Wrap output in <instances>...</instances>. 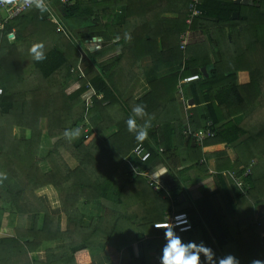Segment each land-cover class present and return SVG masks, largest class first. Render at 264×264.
<instances>
[{
  "label": "trees",
  "instance_id": "16d2710c",
  "mask_svg": "<svg viewBox=\"0 0 264 264\" xmlns=\"http://www.w3.org/2000/svg\"><path fill=\"white\" fill-rule=\"evenodd\" d=\"M235 1L200 0V15L193 18L191 25L186 20L193 0H94L83 6L76 1L64 10L65 15L96 18L93 24L97 26L91 25L90 31L104 45L93 44L90 36L89 49L94 52L81 50L72 38L57 33L56 25L37 7L0 31V173L7 175L0 182V231L16 223L13 235L0 234V264H96L94 255L111 246L109 239L119 240L126 235L130 238L124 221L114 216L109 220L105 207H116L114 214L124 208L126 182L120 181L119 170L138 145L151 152L146 167L173 149L179 152L186 146L185 141L186 150L192 154L189 159L212 157L203 154L200 147H192L180 120L166 119L177 109L174 91L179 78L184 80L194 74H199V79L191 83L193 97L200 106L198 112H204L201 117L197 113L190 117L194 131L198 132L202 118L204 122L212 121L216 135L206 141L205 147L227 144L238 156L232 164L227 155H220L217 177L221 186L217 192L206 194L201 204L212 205L210 199L216 197L233 219L240 238L235 246L241 255L235 257L239 264L264 262V219L257 221L255 216L256 209L264 206V0H242L241 4ZM235 12L239 13L236 20L232 17ZM170 13L179 18H163ZM186 32L192 33L188 36L191 40L212 36L209 44L215 50L214 62L208 44L201 40L189 44L187 40L186 50L182 51L181 36ZM119 36L125 38L109 44ZM35 43L44 44V61H36L30 52ZM117 51L120 54L116 58L99 63ZM186 56L184 71L173 78L174 88L171 80L157 81L153 85L156 96L150 93L131 104L122 101L142 74V60L150 58L156 65H163L183 61ZM93 66H97L98 73ZM203 67L208 69V78L201 73ZM239 72L249 73L248 84L238 85ZM165 84L172 86L171 90ZM88 85L104 97L95 98L94 107L87 112L83 96L89 91ZM137 105L145 106L146 115L142 118L132 111ZM129 117H134L138 126L144 125L147 117L153 120L148 139L138 142L135 133L128 131ZM81 125L88 131L81 130ZM114 126L119 133L102 140L104 131ZM162 128L165 150L159 133ZM14 129L29 132V139L15 140ZM66 130H79V135L70 138L65 136ZM177 134L178 145L171 141ZM45 140L56 141V146L42 159ZM253 162L252 175L245 179L247 194L236 190L233 195L222 172L242 166V174ZM50 188L56 191L64 210L61 216H52L38 194L41 191L48 196ZM95 207L103 213L92 212ZM86 215L94 217L90 227L83 225ZM223 219L218 225L226 232ZM154 221H161L156 227L164 226L161 216ZM156 229L154 238L164 233L166 226ZM209 229L217 232L213 226ZM183 235L186 233L180 236ZM96 237L100 241L93 246ZM145 238L136 232L131 242L120 240L117 249L127 245L133 252L128 245L137 241L140 258L132 264H152L158 255L157 243ZM43 251L47 253L46 262L32 259L33 253Z\"/></svg>",
  "mask_w": 264,
  "mask_h": 264
},
{
  "label": "crops",
  "instance_id": "0c3cea01",
  "mask_svg": "<svg viewBox=\"0 0 264 264\" xmlns=\"http://www.w3.org/2000/svg\"><path fill=\"white\" fill-rule=\"evenodd\" d=\"M79 2V6L87 5L94 0H75V4ZM97 2H101V0H97ZM201 5V3H200ZM103 14V13H102ZM63 20L65 23V27L69 33V36L64 35L65 37L72 38V33L69 31L70 29L73 30L66 21L75 22L74 19L77 18H68L65 13H63ZM99 18V17H97ZM163 18L165 19H178V14L170 13L166 16L164 15ZM67 19V20H66ZM91 21V19H89ZM96 20L95 17L92 18L91 25H94V21ZM98 20V19H97ZM97 23V22H96ZM73 24V23H72ZM158 31V28H157ZM187 33V32H186ZM190 35V34H189ZM96 38V37H94ZM92 39L93 44L96 42L95 39ZM101 40V39H100ZM189 40V38H188ZM200 41V40H198ZM197 41V42H198ZM88 45H90L89 40L86 41ZM101 43V42H100ZM109 44H113L110 43ZM161 45V41H160ZM91 46V45H90ZM92 47V46H91ZM85 50H89V47H85ZM208 52L210 54L211 60L214 62L215 60V50L212 49L208 45ZM120 54V51L113 53L105 57L103 60L99 61V63H103L104 61H111L112 59L116 58ZM187 61V56L183 61L174 62V63H167L156 65L152 59L146 58L141 61V72L142 74L136 78L131 86L129 87L128 91L125 93L124 98L122 99L123 102L127 104L133 103L135 100L140 101L147 97L148 94L153 93V85L154 82H164L171 80L173 86V78L175 76H179L181 72L184 71L185 63ZM94 70L98 73L99 69L97 66H93ZM203 69H206V74H203ZM79 71L82 72V68L79 65ZM201 73L206 78L209 77L208 69L206 67L201 68ZM199 74H194V76H198ZM81 77L86 79V76L82 73ZM237 82L239 86L246 85L250 82V75L248 72H239L237 74ZM193 83V82H191ZM191 83H184L183 80L179 78V84L177 90L174 91V100L177 103V109H173L171 116H167L166 119L171 120L172 122H178L180 120V125L185 132V137L187 140L191 141L192 147H200L202 149V153L206 155H211L212 157L208 160L205 157H201L199 161L194 160L190 157L188 150H186L187 142L185 141V147H181L179 152H175L174 149L170 151L166 156L162 155L158 157L155 161L151 162L147 167L142 166L137 158L133 156L131 153L126 157L124 160V164L119 170V176L121 177L120 181L126 182V188L124 191L125 196V206L124 208L118 211V214H114L117 210L116 207L112 206L111 204L108 207H105V213H108L109 220H111L114 216L121 218L124 226L126 229L129 230V234L131 237L128 238L126 242H131L134 239V235L136 232L138 234H144L145 239L148 241L156 242V251L158 255L153 258L152 264H159V255L163 244L165 243L163 233H158L157 237H152V235L156 232V228H162L165 226L159 225L156 227L155 225L161 223V221H154L159 219L161 216L162 220L166 223L167 216L174 213V212H185L188 213L192 222L193 229L192 231L183 235L182 239L185 241H196L204 242L205 246L212 248L215 254L224 256V255H232L238 259V256L241 255L238 252V249L235 250V246L239 243L240 238L238 237V232L233 227L232 221L233 219L227 215L225 208L219 204L216 200V197H212L213 204H201L202 198L206 194H213L218 191L221 186V183L218 180L217 174L218 166L221 163L222 154L227 155V157L231 160L232 164L236 162L238 159L237 154L233 150L230 145L227 144H216V145H209L205 147L206 141L211 138H206L204 142H200L197 136L200 132H205L208 127V122H204L202 118V125L198 128V132L194 131L192 127V123H190V117L198 114L199 117L203 116V111L201 110L198 112L200 108L199 105H196L195 99L193 97V91L191 88ZM161 84V83H160ZM168 90H171L172 86L165 84L164 85ZM160 88V86H159ZM174 88V86H173ZM165 89L164 91H167ZM96 91V90H95ZM155 91V90H154ZM87 94V93H85ZM155 95V93H153ZM99 96H103V94H99ZM156 96V95H155ZM158 98H161L158 96ZM84 99V96H83ZM98 100L100 97L97 98ZM160 101H164L161 99ZM176 107V106H173ZM204 107V106H202ZM168 113V112H167ZM170 114V113H169ZM164 120V119H163ZM162 120V121H163ZM201 120V119H200ZM145 122L148 123L149 126L152 125L153 120H149L148 117L144 119ZM160 122V121H159ZM158 122V123H159ZM241 122V121H239ZM196 127V126H195ZM47 131H44L46 134ZM119 130L116 126L111 127L104 131L101 135L102 140L110 139L112 136L117 135ZM161 135V142L163 143L166 139L163 135L164 130L163 128L159 131ZM14 137V136H13ZM30 137V133H23L20 130V137L14 138L15 140H20L21 138H28ZM179 134L172 136L173 144H180ZM49 143L45 140L43 145L48 147ZM51 149L54 150L55 146L51 145ZM165 143L162 144V150L164 149ZM50 152V150H49ZM192 155V154H191ZM199 157V153H198ZM196 157V159L198 158ZM126 160L131 161L133 165L140 170H142L146 175H135L133 174L128 165L126 164ZM197 164V165H195ZM161 170H166L165 173L161 175ZM243 170L242 166H238V168L231 170V171H224L222 172V176L224 178L225 185L227 186L228 190L235 195L236 190H238L235 185L227 180L226 173L228 172H239ZM160 175V176H159ZM159 176L158 178H155ZM152 184H156L159 188L155 189L151 186ZM50 195L44 196V194L40 191L38 194L42 197V202L47 209V211L52 216H61L64 213V210L61 208L60 201L58 195L54 188H50ZM203 190V191H201ZM204 193V194H203ZM246 195L245 193H243ZM98 210V211H97ZM115 210V211H114ZM119 210V208H118ZM86 210H82V212ZM92 212H98L99 215L103 213V210L99 207H95L92 209ZM216 213V215H214ZM98 215V214H97ZM256 215L258 216V212L256 211ZM256 216V219H257ZM220 218H224L223 222L226 225V232L219 227V220ZM135 222L131 226L130 223ZM264 219V215L258 218V220ZM153 220V221H152ZM152 222H156L151 225ZM163 222V221H162ZM94 223V217L90 215L84 216L83 225L84 227H90ZM164 223V224H165ZM213 226L215 230L218 232L219 235H216L211 228ZM16 227V223H10L3 230H11L14 234V229ZM2 231V230H1ZM0 231V232H1ZM208 232V235L207 233ZM12 234V235H13ZM2 235V234H1ZM4 235V234H3ZM11 235V234H5ZM178 235H182L179 234ZM127 235L122 239H126ZM122 239H119L122 240ZM100 241L99 237L94 238V244H98ZM111 246L105 249V251L98 252L94 255V259L96 264H132L134 260L140 258V249L137 241L132 243L130 248L133 249V252L129 250L127 245L125 247H120L117 249L116 239H109ZM118 241V242H119ZM133 242V241H132ZM122 242H119V244ZM130 244V243H129ZM225 246L223 249L220 246ZM32 259L39 262H46L47 261V253L45 251L40 253H33L31 255ZM36 257V259H35ZM217 257V256H216Z\"/></svg>",
  "mask_w": 264,
  "mask_h": 264
},
{
  "label": "built area",
  "instance_id": "2783aa9c",
  "mask_svg": "<svg viewBox=\"0 0 264 264\" xmlns=\"http://www.w3.org/2000/svg\"><path fill=\"white\" fill-rule=\"evenodd\" d=\"M42 2L46 5L44 13H46L47 18L53 22L56 25V31L59 34H64L66 36H69V33L62 22V14L63 9L73 6L74 1L73 0H42ZM36 0H0V31H3L7 24L10 22L16 21L18 18L22 17L29 9L36 7ZM200 5V0H193V3L190 8V20L187 22L188 24H192L193 18L198 17L200 15V12L198 11L197 7ZM13 37H15V32H13ZM188 33H184L181 36V49L182 51L186 50L187 46V40H188ZM199 79V76H192L187 77L183 80L184 83H191ZM89 91L87 94L84 95L85 105L87 112L91 110L94 107V99L100 97V99H103L102 96H99V94L95 91V89L88 85ZM3 91L0 89V96L2 95ZM88 124V123H87ZM214 126V123L212 121L208 122V127L205 130V132H200V134L197 136L198 140L200 139V142H204L206 138H214L216 133L213 132L212 128ZM81 130L88 129L85 128V125L80 126ZM133 156L136 157L139 162L142 165H145L149 162L152 155L151 152L143 145H138L133 150ZM126 164L128 165L130 171L138 176L146 175L142 170L135 167L131 161L126 160ZM255 163L253 162L251 164L250 168L245 169V171L242 174H239V172H228L226 173V177L228 181H231L235 187L247 194V189L245 179L250 177L252 175V166H254ZM151 186L155 189L159 188L156 184H152ZM185 214L186 218L188 220V224L190 225V228L187 231H181L180 227L176 228L177 233L182 234L186 233L190 230H192V223L190 216L185 212H174L167 216V221L164 224L166 228L171 227L172 223H176V217L178 215ZM186 227V226H181Z\"/></svg>",
  "mask_w": 264,
  "mask_h": 264
},
{
  "label": "clouds",
  "instance_id": "9594fccd",
  "mask_svg": "<svg viewBox=\"0 0 264 264\" xmlns=\"http://www.w3.org/2000/svg\"><path fill=\"white\" fill-rule=\"evenodd\" d=\"M35 6L40 9L41 12L47 10L46 5L42 2V0H36ZM65 9H63V13ZM62 17L63 14L61 18ZM62 22L64 23L63 18ZM43 49V43H35L31 46L30 52L33 54V57L36 61H44L46 59ZM132 111L136 117L142 118L146 115L145 106L142 105H137L135 108H133ZM127 125L128 131L135 133V139L138 142H143L144 140L148 139L149 125L147 122H145V124L142 126H138L135 118L129 117V119L127 120ZM78 135L79 130H76L75 132H70L67 130L65 131V136H68L70 138ZM165 172L166 170H161V175ZM159 176L155 178H158ZM5 179H7V175L5 173H0V182ZM182 225L186 227H181ZM177 227H180L181 231H187L190 228L185 214L178 215L176 217V223H172L171 227L165 229V232L163 233L165 243L161 248L160 255L158 258L159 264H239V261L232 255H227L223 258L216 257L212 248L205 246L204 242L202 241L197 243L196 241L183 240L182 237L178 235L176 231ZM253 264H264V262L256 260L253 261Z\"/></svg>",
  "mask_w": 264,
  "mask_h": 264
},
{
  "label": "rangeland",
  "instance_id": "374dc122",
  "mask_svg": "<svg viewBox=\"0 0 264 264\" xmlns=\"http://www.w3.org/2000/svg\"><path fill=\"white\" fill-rule=\"evenodd\" d=\"M236 2V1H235ZM242 3V2H241ZM240 3V4H241ZM90 4H93V2H91ZM65 13V12H64ZM178 13V12H177ZM167 14H165V16H166ZM112 16V15H111ZM89 19H91V21H92V18H90V17H87V16H84V15H81V16H79L78 15V18H77V20L76 19H74L75 20V22H70V21H68L67 19V21H66V23L67 24H69L71 27H73V32H72V30L70 29L69 31L72 33V39L75 41V43H77L78 45H79V47H80V49L81 50H85V47H89V48H92L91 46H89L88 45V43L86 42V41H88V38L90 37V36H92L93 38L95 37V34L93 33V32H91L90 31V29H91V27H90V24H91V21L89 20ZM190 20V14L188 15V18H187V20H186V24L188 25V21ZM73 23V24H72ZM101 23H105V21L104 20H101ZM106 23H107V20H106ZM94 26H97V24H94ZM122 35H124V34H122ZM98 36V35H97ZM192 36V33L189 35V37H191ZM125 38V36H119L117 39H111L110 41H111V43H115V42H118V41H120V39L121 38ZM95 39V41L94 42H101V44L102 45H104V41H102V39L100 40V38H94ZM210 39H212V36L211 37H206V36H204V37H200V36H197V38L195 39V40H191V39H189L188 40V44L192 41L193 43H196L198 40H201V42L202 43H205L206 45L208 44L209 46H211V44H209V42H210ZM11 44H13V43H11ZM208 45H207V47H208ZM99 48H100V46H99ZM159 48H160V50H162V47H161V45L159 46ZM90 51L91 52H94V49H90ZM13 136H14V138H19L20 137V130L19 129H14V131H13ZM49 146L48 147H46L45 145H43V142H42V146H41V152H40V158H45L48 154H49V150L51 151V152H53V149H51V145H54V146H56V141H54V140H52L51 142H49V144H48ZM43 166L41 165V168H42ZM201 191H203V190H201ZM204 194V193H203ZM91 211H92V209H91ZM98 211V210H97ZM256 211L258 212V216L256 215V213H255V216H257V221H258V218H260L261 216H263L264 215V206H262V207H258L257 209H256ZM7 219V218H6ZM8 219H10V217L8 218ZM0 234H13V232L11 231V230H2L1 232H0ZM129 235V237H131V234H128ZM128 240V238H126V239H124V242H126ZM119 240L117 239V242H116V244H118L119 242H118ZM35 259H36V257H35Z\"/></svg>",
  "mask_w": 264,
  "mask_h": 264
},
{
  "label": "water",
  "instance_id": "95a60500",
  "mask_svg": "<svg viewBox=\"0 0 264 264\" xmlns=\"http://www.w3.org/2000/svg\"><path fill=\"white\" fill-rule=\"evenodd\" d=\"M236 4H240L241 3V0H236V2H235ZM233 19H238L239 18V13L238 12H235L234 14H233ZM203 71V74H205V76H207V74H206V69H203L202 70Z\"/></svg>",
  "mask_w": 264,
  "mask_h": 264
}]
</instances>
